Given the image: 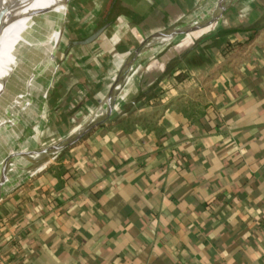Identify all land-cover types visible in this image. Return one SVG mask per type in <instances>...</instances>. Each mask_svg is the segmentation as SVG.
Listing matches in <instances>:
<instances>
[{"label": "crops", "instance_id": "crops-1", "mask_svg": "<svg viewBox=\"0 0 264 264\" xmlns=\"http://www.w3.org/2000/svg\"><path fill=\"white\" fill-rule=\"evenodd\" d=\"M197 8L116 0L101 24L114 30L118 11L136 43L117 29L94 54L107 29L66 38L47 114L97 106L116 56ZM216 22L144 57L119 111L5 194L0 264H264V0H235Z\"/></svg>", "mask_w": 264, "mask_h": 264}, {"label": "bare ground", "instance_id": "bare-ground-1", "mask_svg": "<svg viewBox=\"0 0 264 264\" xmlns=\"http://www.w3.org/2000/svg\"><path fill=\"white\" fill-rule=\"evenodd\" d=\"M233 1L235 0H205L193 13L186 16L183 23L165 33H157L152 40H166L165 36L176 30L193 28L207 17L215 18L219 14V8ZM47 7H51L52 10L32 14L34 10ZM66 8L63 0H28L25 3L23 0H13L5 15L6 22L0 33V41L3 44L0 45V151L8 147L18 151L45 147L41 145L40 140L45 135L42 124L48 120L47 107L44 102L39 114L37 110L35 111V107H38L46 88L50 86L49 81L52 80L51 76H46L49 64L56 69L54 51L64 29L62 27L58 32L54 29V24L57 13L63 14L65 10L67 11ZM209 25L206 27L209 28ZM156 47L148 49L139 56L116 60L115 69L119 68L116 77L104 83L100 94V98H104L99 101L91 116L86 118L84 123L82 122L79 129L77 128L78 131L100 118L102 114H106L109 105L112 107L110 116L119 111L123 100V95L118 93L120 87L126 89L130 86L138 65L144 57L154 52ZM130 68V72L126 75ZM12 110L21 114V120L15 117L14 113L12 114ZM32 120L37 121L34 130L23 141L18 142L16 133L18 125L28 124ZM14 122L19 124L15 126ZM71 134L73 133L64 135L63 139H68ZM52 158L53 156H50L44 164L52 161ZM26 164L25 159L15 157L13 161L15 167L11 168L9 177L16 176L17 168Z\"/></svg>", "mask_w": 264, "mask_h": 264}, {"label": "water", "instance_id": "water-1", "mask_svg": "<svg viewBox=\"0 0 264 264\" xmlns=\"http://www.w3.org/2000/svg\"><path fill=\"white\" fill-rule=\"evenodd\" d=\"M26 1H28V0H23L24 3ZM12 2H13V0H0V33H1L2 28L6 22L5 15L8 12V10L10 9ZM68 2H69V0H63V4L66 6L68 5ZM115 2H116V0H112V2L110 3L109 9L106 12V18L110 17L111 10H112V7L115 4ZM229 4L230 3L219 8L218 9L219 14L215 18H219L223 14V12L226 10V8ZM50 10H52L51 7L41 8V9H37V10L32 11V14H34V13H46V12H49ZM66 17H67V11L66 10L64 11L63 14L57 13L55 24H54L55 30H58V32H59L62 29V27L63 28L65 27V22H63V19L66 20ZM215 18L209 19L207 17V18H204L203 20H201V22L196 24V26H194L193 28H187V29L183 28L180 30H176V31L170 33L169 35L165 36V38H167V39L163 40V41L152 40V37L155 36L157 33H159V32H157L155 35L150 36L148 39L146 38L142 42H139V44H137L132 50H126L124 52H121V54L126 55V57L139 56L141 53L147 51L148 49H150L152 47L157 46L156 48H158L163 44L172 42V41L176 40L177 38H180L182 36L190 34L193 31L204 28L207 25L211 24ZM109 25H110V21L104 20L103 24H101V26L97 27L94 31H92L85 39L73 41V43L74 44H83V43L92 42L95 39H97L100 35H102ZM168 30H170V29H167L165 31H160V32L165 33ZM175 37H177V38H175ZM49 66H48L49 68L46 71V76L52 77L53 76L52 74L54 72L53 69H55V68L52 67V64H49ZM131 68L128 70L126 75L130 72ZM109 69H110V67H109ZM107 72H108V70H107ZM103 77H104V75H103ZM50 82L51 81H49V83ZM42 83L45 84V82H42ZM48 91H49V88L47 87L44 94H43L42 100H40V102L38 104V107L37 108L35 107V111L37 110L38 114L40 112V109H41L43 103L46 101ZM111 110H112V107H111V105H109L106 114H102L100 118H98L97 120H95L92 123H89L87 126L82 128L81 130L75 131L66 140L63 139V140H60L59 142H54L50 145H46L45 147L37 149V150L30 149V150L18 151V150H14L13 147L12 148L8 147L4 151H2L0 153V200H2L3 197L5 196V194H7L9 191H11L14 187H19L20 183L23 181V179L25 177L28 176V174H29V172H31V169L33 168V166L37 162H39L40 159L47 158L49 156H53L54 158H56L58 155H60L61 151H65V150L75 146L91 131L102 126L106 122L107 118L109 117ZM11 112H12V114L14 113L15 117H18V119L21 120L22 116L19 112L15 111V110H12ZM36 122L37 121L32 120V122H30L28 124H24L22 126L18 125V128L16 129V133L18 134V138H17L18 142L23 141L24 138H26L27 136L30 135V133L34 130V128L36 126ZM14 123H15V126L17 124H19V122H14ZM15 157H20L23 160L25 159L27 164L24 166H19L17 168L18 172H17L16 176L9 177L10 170L14 166L13 161H14Z\"/></svg>", "mask_w": 264, "mask_h": 264}, {"label": "rangeland", "instance_id": "rangeland-1", "mask_svg": "<svg viewBox=\"0 0 264 264\" xmlns=\"http://www.w3.org/2000/svg\"><path fill=\"white\" fill-rule=\"evenodd\" d=\"M109 2H110V0H69L67 8H66L67 9V16H68V11L72 12V16H70V18H69V23H66V20L63 19V22L66 23L65 27L67 28L68 26L72 25V26H74V28L76 30H79L78 36H86L87 34L91 33L98 26L99 23L101 24V21L103 20L104 14L108 8ZM117 5H118L117 8H119V10H121V11L124 10L123 12L128 13L129 10L127 9V7H125V6L122 7L119 4H117ZM77 6H81L83 8V11L81 13L79 12ZM116 13H118V11H116L113 15L114 17L112 18L113 19V26L112 27L115 28L114 30L118 29L119 32L122 35H124V38H127L126 41L134 43L135 42L134 37L132 38L131 34L128 33V30L130 29V28H128L129 26H127L126 28L125 27L120 28L119 26H121V25L116 24V23H121V19L116 20L117 19ZM239 14L242 15L241 10L239 11ZM212 23H214L212 25L214 28L215 27L214 25H216L217 22L213 21ZM122 24H124V23L122 22ZM211 24L209 25V27L211 26ZM65 27L63 28L64 31L61 33L59 43H58V45L54 51V56H55L56 62L59 61L58 64H61V62L63 60H65V56H66L65 55L66 52H65V48H64V45L66 42ZM114 30H112V28L107 29L105 36H103L102 39H97V41H95V43L90 47L91 52L88 51V53H94L95 54V53H98V51H100V50L106 51V50L111 49L112 46H116L115 44L118 43L119 38L112 37L110 39V37L112 36L111 31H114ZM212 30L210 29V31H212ZM207 32H209V30L206 31V33ZM108 35H111V36L109 37ZM149 37L150 36H148L146 38L148 39ZM146 38L144 37L143 39H146ZM108 39H110V40H108ZM154 41H156V40H154ZM0 45H3L2 42H0ZM115 48L119 49L120 47L119 48L115 47ZM57 52H58V54H57ZM103 56H104L103 59L106 60V63H107L110 59V58H108V54H105ZM125 57H126V55L119 54L118 56H116L115 62L117 59H119V58L124 59ZM58 68H59V65H58ZM56 69H57V65H56ZM56 69L53 72L52 80H53V77L55 75H58ZM114 69H115V67L110 72H108V74H107V77L109 78V80H111L113 78V70ZM115 70H117V69H115ZM52 80H51V82H52ZM51 82H50L49 88L52 85ZM104 83L105 82L102 83L100 91L96 93V98H97L98 102H99V99H101L100 94H101V90H102ZM118 93L123 95V100H122V103H123V101L125 99V92L120 87ZM95 105L92 106L91 104H87V103H85L79 107L77 105L75 107V110H74L75 112H72V113H69V112H71V111H69V108H63V107H60L57 110H53V112L51 110L49 112L50 114L48 113L46 115V118H48V119H49V117L51 118L50 122H51V124L55 125V132L54 133L53 132L47 133L50 130V123L48 122V120L47 121L45 120L43 122L44 125L42 124V127H44L45 136L42 137L43 139H42V141H40L41 145L46 146V145H50L54 142H59L60 140H63L64 135H67L69 133H74L75 131H77V128H79L83 122L82 118H89L91 116V114L94 112V109L97 107ZM78 116H80V117H78ZM60 120H62V122ZM63 152L64 151H61V153H63ZM52 161H53V159H52ZM42 163L43 162H40V161L38 163H36L28 175H30V177H31V176H34L37 172H39L44 166V164H42Z\"/></svg>", "mask_w": 264, "mask_h": 264}, {"label": "trees", "instance_id": "trees-1", "mask_svg": "<svg viewBox=\"0 0 264 264\" xmlns=\"http://www.w3.org/2000/svg\"><path fill=\"white\" fill-rule=\"evenodd\" d=\"M202 3V0H195V4H196V6L198 5V7H199V5ZM78 7V10H79V12L81 13L82 11H83V8L81 7V6H77ZM70 16H72V12H70V11H68V16H67V20H66V23H69V18H70ZM76 17V16H75ZM166 26H163V28L162 29H164ZM65 30H66V38H68V37H74L75 39H79L80 38V36H78V32H79V30H76L75 28H74V26H72V25H70V26H68L67 28H65ZM228 31H231V29H227V30H222L218 35H224V34H226ZM109 37L111 36V35H108ZM112 38V36L110 37V39ZM109 39V40H110ZM114 68V66H113V64H112V67H111V69L109 70V72L112 70ZM139 69V68H138ZM137 69V70H138ZM136 70V71H137ZM135 71V72H136ZM110 80H109V78L106 76L104 79H103V81H102V83L103 82H109Z\"/></svg>", "mask_w": 264, "mask_h": 264}, {"label": "flooded vegetation", "instance_id": "flooded-vegetation-1", "mask_svg": "<svg viewBox=\"0 0 264 264\" xmlns=\"http://www.w3.org/2000/svg\"><path fill=\"white\" fill-rule=\"evenodd\" d=\"M102 23V22H101ZM101 26V24L99 23L97 27Z\"/></svg>", "mask_w": 264, "mask_h": 264}]
</instances>
